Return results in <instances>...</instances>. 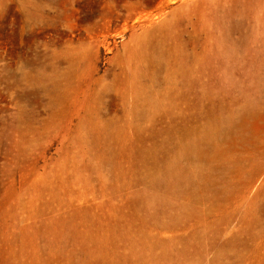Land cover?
<instances>
[{"label": "rangeland", "instance_id": "374dc122", "mask_svg": "<svg viewBox=\"0 0 264 264\" xmlns=\"http://www.w3.org/2000/svg\"><path fill=\"white\" fill-rule=\"evenodd\" d=\"M257 114L264 0H0V264H264Z\"/></svg>", "mask_w": 264, "mask_h": 264}, {"label": "bare ground", "instance_id": "6f19581e", "mask_svg": "<svg viewBox=\"0 0 264 264\" xmlns=\"http://www.w3.org/2000/svg\"><path fill=\"white\" fill-rule=\"evenodd\" d=\"M159 18L160 17H156V18L137 17L134 21L139 22L145 19L144 21L153 23L155 19H159ZM241 126H245V130H246V134L244 136L242 135L243 136L242 139L244 141L250 142L256 134H259L260 132L264 131V114H257L253 117H250L247 121L243 120L241 122Z\"/></svg>", "mask_w": 264, "mask_h": 264}]
</instances>
